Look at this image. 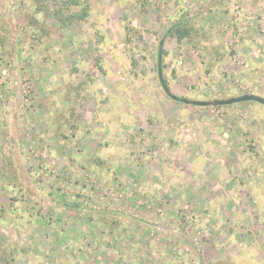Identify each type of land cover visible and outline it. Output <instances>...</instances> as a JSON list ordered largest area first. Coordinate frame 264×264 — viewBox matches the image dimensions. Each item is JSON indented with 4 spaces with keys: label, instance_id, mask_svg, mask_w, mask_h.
<instances>
[{
    "label": "rangeland",
    "instance_id": "1",
    "mask_svg": "<svg viewBox=\"0 0 264 264\" xmlns=\"http://www.w3.org/2000/svg\"><path fill=\"white\" fill-rule=\"evenodd\" d=\"M86 3L0 0V264H264V0Z\"/></svg>",
    "mask_w": 264,
    "mask_h": 264
},
{
    "label": "trees",
    "instance_id": "2",
    "mask_svg": "<svg viewBox=\"0 0 264 264\" xmlns=\"http://www.w3.org/2000/svg\"><path fill=\"white\" fill-rule=\"evenodd\" d=\"M48 1H51V0H34V2L38 3L36 10L38 12L42 11L47 16L51 15L52 17L57 18V20L63 24L64 22L66 23L67 20H69L70 22L71 20L80 22L88 14V6L86 3V0H61L60 1L61 5L59 6V8L55 10L45 5V3H47ZM71 9H73V11L70 14L69 11ZM182 24L183 22H178L177 24H174L173 26H171L168 31L169 36L175 37L179 41L182 40L183 37L186 35V30L183 27H180V25ZM32 33L36 34V32L34 31ZM157 70L159 72V63H158ZM164 85L165 86H163V89L168 91L167 89L168 87L166 86V84ZM173 99L179 100L177 97H173Z\"/></svg>",
    "mask_w": 264,
    "mask_h": 264
}]
</instances>
